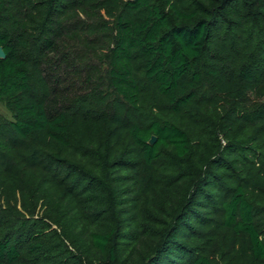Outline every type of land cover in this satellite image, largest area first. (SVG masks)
Returning a JSON list of instances; mask_svg holds the SVG:
<instances>
[{
	"label": "trees",
	"instance_id": "trees-1",
	"mask_svg": "<svg viewBox=\"0 0 264 264\" xmlns=\"http://www.w3.org/2000/svg\"><path fill=\"white\" fill-rule=\"evenodd\" d=\"M0 46V264H264V0H0Z\"/></svg>",
	"mask_w": 264,
	"mask_h": 264
},
{
	"label": "water",
	"instance_id": "water-1",
	"mask_svg": "<svg viewBox=\"0 0 264 264\" xmlns=\"http://www.w3.org/2000/svg\"><path fill=\"white\" fill-rule=\"evenodd\" d=\"M6 56V53L2 46H0V58H4ZM157 140V136L152 135L151 139L149 140L150 144H154Z\"/></svg>",
	"mask_w": 264,
	"mask_h": 264
},
{
	"label": "rangeland",
	"instance_id": "rangeland-1",
	"mask_svg": "<svg viewBox=\"0 0 264 264\" xmlns=\"http://www.w3.org/2000/svg\"><path fill=\"white\" fill-rule=\"evenodd\" d=\"M0 112L9 118L12 117V114L8 111V109L2 103H0Z\"/></svg>",
	"mask_w": 264,
	"mask_h": 264
}]
</instances>
